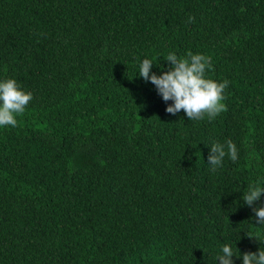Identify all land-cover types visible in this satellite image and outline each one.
Here are the masks:
<instances>
[{
  "label": "trees",
  "instance_id": "16d2710c",
  "mask_svg": "<svg viewBox=\"0 0 264 264\" xmlns=\"http://www.w3.org/2000/svg\"><path fill=\"white\" fill-rule=\"evenodd\" d=\"M169 52L229 81L217 116L168 113L139 76ZM7 76L33 99L0 127V264H215L225 241L264 246L242 200L264 175V0H0ZM226 139L238 159L212 171Z\"/></svg>",
  "mask_w": 264,
  "mask_h": 264
},
{
  "label": "clouds",
  "instance_id": "9594fccd",
  "mask_svg": "<svg viewBox=\"0 0 264 264\" xmlns=\"http://www.w3.org/2000/svg\"><path fill=\"white\" fill-rule=\"evenodd\" d=\"M165 59L170 62L167 70L157 74L152 68L154 63H159L145 57L138 64L137 73L145 81L154 84L164 101H172L166 106L168 113L175 115L183 109L190 120H200L205 116L211 120L224 110V90L229 81L212 78L208 71L212 67L211 57L191 52L185 57H180L175 52H169ZM160 67L163 69L164 66ZM32 99V91L22 86L14 77H0V127H15L17 117L25 111ZM238 152L237 145L231 139L212 142L207 164L212 171H216L223 166L225 157L237 160ZM262 193L264 175L258 176L254 183L248 184L242 195L243 202L252 206L259 226L264 225V203L257 205L256 202L260 200ZM233 244L234 241L221 244L215 252V264H235L234 256L241 257L242 264H264V246L254 252L237 253Z\"/></svg>",
  "mask_w": 264,
  "mask_h": 264
}]
</instances>
